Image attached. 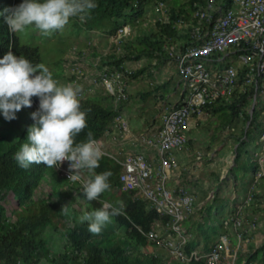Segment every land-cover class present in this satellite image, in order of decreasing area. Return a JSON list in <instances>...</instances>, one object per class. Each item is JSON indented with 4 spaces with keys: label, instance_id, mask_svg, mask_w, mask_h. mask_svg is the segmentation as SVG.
Returning a JSON list of instances; mask_svg holds the SVG:
<instances>
[{
    "label": "trees",
    "instance_id": "16d2710c",
    "mask_svg": "<svg viewBox=\"0 0 264 264\" xmlns=\"http://www.w3.org/2000/svg\"><path fill=\"white\" fill-rule=\"evenodd\" d=\"M22 2L23 0H0V12L5 8H14ZM160 2L165 3L169 12L166 18L157 20L154 30L147 33L145 30L141 31L140 35L131 36L132 38H128L121 45L113 44L114 52L111 54L94 52V56L100 57V70L107 67L110 74L119 71L126 83L129 79L137 80L144 74L145 69L129 72L126 69L127 62L148 57L156 60V66L160 67L166 61H172L167 52L170 46L178 41L190 40L189 32L177 28L176 21L194 20L197 25L203 24L207 27L206 22L201 24L193 19L194 11L207 8L209 3L229 9L233 0H174L170 6L167 4L169 0H94L97 5L95 9L84 19L70 18L66 26H70L77 40L80 36L91 37L95 34L104 38L115 37L124 26L139 27L145 20L149 7H156ZM17 33L11 32L4 17L0 16V59L11 51L18 58L23 56L34 65L41 63L40 48L24 43ZM55 33L58 34L59 31ZM78 49L81 47L78 46ZM61 62L62 60L57 63L59 69H63ZM229 64L218 63L217 67L222 69ZM61 73H52L53 79L58 78ZM244 78L243 71L239 85L243 84ZM164 87L165 84L157 85L146 96ZM108 100H111L110 95L106 97L93 94L79 100L81 110L87 113V127L75 138L77 143L86 141L89 132L96 141L103 139L111 130L115 119L122 114L120 106L130 100V95L129 100L119 107L110 106L107 104ZM182 104L183 99L176 107ZM38 107V98L32 97V107H24L25 112L22 108L16 113L15 120L0 126L5 128L9 125L17 134L15 141L0 135V264H207L205 259L192 258L187 262L176 259L169 249L157 246L148 238L157 222L166 226L172 222V218L161 215L150 202L138 197L136 191L126 190L120 181L122 168L111 157L102 155L99 167L95 169L96 174L111 172L112 175L108 179L110 189L94 201H88L83 195L84 179L75 183L67 181L68 177L57 168H47L43 164H33L28 169L20 168L13 157L26 142L28 128L34 124L32 113ZM200 115L216 118L219 132L235 128L240 121L243 123L240 135L231 134L235 138L236 149L234 167L229 171V177L238 185V193L231 202L220 195V190L215 192L214 198L198 211V219L191 217V220L188 218L181 224L186 226L185 234L189 237L183 251L189 258L194 252L208 254L217 245L221 235L229 234L232 249L230 254L234 264H252L264 253V247L248 253H243L242 250L243 241L247 239L248 223L256 224L253 222L254 218L250 217L262 208L264 202V195L257 189L252 190L260 171L252 146L260 145L264 131V90L261 86L257 88V85L249 88L246 93L240 94L237 90L231 98L201 109L194 118ZM199 124L198 122L197 125ZM192 145L193 141L190 139L188 148ZM85 171L89 179L92 178L87 170H82ZM246 176L250 177L248 186L244 183ZM227 180L223 182L226 184ZM258 184L264 190V178L258 181L256 188ZM220 187L222 186L218 188ZM240 193L245 198L243 202L248 197L253 199L244 211L246 218L240 232L246 234L242 241L237 239L234 219L231 221L230 230L224 226L226 219H232L235 202L241 197ZM105 201L117 207L122 205V214L111 217L101 234L93 235L87 230L88 222H81V217L99 209ZM65 205L68 207L67 213L61 211ZM232 209L231 214L227 215ZM249 212L250 216L247 215ZM149 246L168 251L171 262L166 261L164 252H146Z\"/></svg>",
    "mask_w": 264,
    "mask_h": 264
},
{
    "label": "built area",
    "instance_id": "2783aa9c",
    "mask_svg": "<svg viewBox=\"0 0 264 264\" xmlns=\"http://www.w3.org/2000/svg\"><path fill=\"white\" fill-rule=\"evenodd\" d=\"M155 8L164 13L163 19L166 18L169 9L165 3L160 2ZM193 19L201 24L206 22L208 26L197 25L194 20L176 21L177 28L189 32L190 40L178 41L167 49L185 87L183 104L162 116L161 126L157 131L141 135L138 138L140 147L132 154L126 155L123 149L116 152L104 150L103 140L97 142L102 155L111 157L121 166L120 181L124 188L136 191L138 197L150 202L161 215L172 218V222L166 226L156 223L155 229L148 234L151 241L159 247L169 249L172 256L184 262L195 258L205 259L207 264H234L230 254L232 249L229 234L221 235L217 245L208 254L194 252L189 258L184 253L183 246L187 242L184 237H189L182 230L181 224L194 214L196 197L183 188L174 190L168 183L171 173L180 169L175 153L188 149L189 124L201 109L231 98L237 90L240 94L246 93L254 85L257 88L261 86L264 90V0H233L229 9L209 3L207 8L195 10ZM133 30L128 25L119 29L117 35L111 37L112 43L121 45L133 35ZM71 51L75 56L71 65L74 84H77L82 79L80 60L84 51L78 49V46H74ZM223 62L230 64L222 69L218 68V63ZM212 64L216 65L215 68ZM243 71L244 82L239 85ZM89 83L92 87H104L116 107L129 100L127 83L119 71L110 74L107 67L98 69L97 74L90 77ZM88 92L91 90L88 89ZM88 92L81 91L78 99L86 98ZM111 129L116 133L114 139L125 140L129 126L123 114L115 119ZM108 134L109 132L106 135ZM261 142L264 143V131ZM149 149L155 151L153 156H150ZM57 169L68 177L67 161ZM260 170L252 190L264 178V160L261 161ZM250 204L251 197H248L243 204L235 207L232 219L224 222L225 228L230 230L231 221L235 220L237 239L240 241L245 239L246 233L257 228L252 223L245 234L240 232L245 220L244 211ZM160 230L164 231L163 235L159 234Z\"/></svg>",
    "mask_w": 264,
    "mask_h": 264
},
{
    "label": "clouds",
    "instance_id": "9594fccd",
    "mask_svg": "<svg viewBox=\"0 0 264 264\" xmlns=\"http://www.w3.org/2000/svg\"><path fill=\"white\" fill-rule=\"evenodd\" d=\"M94 0H23L14 8L0 12L13 33L34 26L42 34L60 31L70 18L84 19L96 8ZM82 89L73 84L59 85L49 68L43 63L33 64L23 56L19 58L9 51L0 59V114L6 121L16 119V113L24 107H32V97L39 100L38 110L32 113L34 124L28 128L26 142L15 153L14 160L22 169L43 164L58 168L68 162V179L81 181V171L87 170L92 178L82 185L83 195L94 201L110 189L111 172L95 173L102 153L92 133L86 141L76 142V137L87 127V113L81 110L78 99ZM103 140V139H102ZM67 213V205L62 206ZM122 214L121 207L110 202L81 217L88 222V232L99 235L111 217Z\"/></svg>",
    "mask_w": 264,
    "mask_h": 264
},
{
    "label": "rangeland",
    "instance_id": "374dc122",
    "mask_svg": "<svg viewBox=\"0 0 264 264\" xmlns=\"http://www.w3.org/2000/svg\"><path fill=\"white\" fill-rule=\"evenodd\" d=\"M170 2L167 3L169 6L173 4L174 0H169ZM184 0H181L183 2ZM164 17L163 12H158L155 8V6L149 7L147 10V14L145 17V20L141 23L140 31L138 27V33H141V31L145 30V33L149 32L150 30L155 29V24L157 20ZM18 36L22 39V41L26 44H29L31 46H37L41 50L42 54V62L46 67L49 68V71L51 73L59 72L61 75L56 78L55 80L58 82L59 85H68L73 84L74 86H80V84H85L87 80L85 77L88 76L87 68H85L84 65L81 64L82 67V79H80V82L77 84H74V73L72 71V65L71 63L75 60L74 52L72 53L71 49L73 46H79L85 49L81 56L80 63H83L84 58L89 52V55L85 58L91 59L92 51L97 52V47L92 48L93 43H98L101 45V49H105V51H108L110 53L114 52V48L112 47L111 43L108 41L107 38L102 37L99 34H95L91 37H89V40L87 39H80L75 38L74 33L72 32V29L70 26H65L63 30H60L58 34L55 32L44 35L42 34L38 29H36L34 26L26 28L22 32L17 33ZM133 37V36H132ZM131 37V38H132ZM91 40V41H90ZM74 41V42H73ZM90 43V44H87ZM82 44V45H81ZM103 44H105L106 48H104ZM86 45L85 48L83 46ZM67 52V54H65ZM83 58V59H82ZM61 66L63 69H59L57 67V63L61 61ZM144 60L142 67H144L145 71L150 72L153 69L152 65L155 63V60L152 58H143L141 61ZM139 61H130L127 62L129 68L128 70L130 72H134L137 70V68H134L133 65L137 64ZM131 68V69H130ZM161 74L159 75L164 80H169L175 84L177 81L174 80L173 77L169 78V76L166 74L164 70H161ZM153 77L158 76L156 74L155 70H152ZM153 77H148V75H142L137 80L130 79L131 85L129 86V92H130V100L124 104H122L120 107L122 110H125L129 113L130 118H128L129 122L134 123L139 128H144L146 124L152 123L153 119L152 117H155V108L157 106L156 102H159V105L163 103H168L169 110H165L164 114L169 113L177 103L176 96H172L171 99H162L160 93L159 94H152L147 95L143 99V95H146V93L151 92L154 88L155 81ZM90 76H88V79ZM129 81V80H128ZM127 81V82H128ZM170 82V81H169ZM79 84V85H78ZM98 88V87H97ZM105 93L104 96L108 97V94L106 93V90L104 87H101L100 89ZM107 104L113 105L111 100L107 101ZM175 108V107H174ZM26 109L23 108V112H25ZM131 119V120H130ZM160 119V118H159ZM22 120H25L23 118ZM8 121H6L2 114H0V126L6 125ZM19 123H21V120H18ZM23 122V121H22ZM160 122L161 119H160ZM198 122L200 123L199 125ZM161 126V125H160ZM159 126V127H160ZM243 127L242 121H240L235 128H231L229 130H226L224 132H219L217 130V122L216 118L209 117L208 115H200L197 118H194L190 121L188 132L190 134V137L192 138L193 145L191 147V154L188 153V159L184 160V162H180L181 169H180V182L181 186L184 187L186 190H191L190 193H194V196L196 197V209L193 215L189 217L191 220V217L193 219H198L200 215L198 214V211L209 201H211L214 198L215 192L219 191L220 195L225 197L226 199H231L232 197L228 194L223 195V188L226 189L227 193L234 192L237 193L238 190H236V187H238L237 184L233 182V180L229 177V171L234 167V159H235V138L231 136V134L240 135L241 130ZM151 126L149 127V129ZM154 132V131H153ZM152 132V133H153ZM0 135L7 137L10 139V141H15L17 138V134L11 130L10 126L8 125L5 128H0ZM119 143H123V140L118 141L117 139H112L111 144L107 147L103 143V149L104 150H110L112 147H119ZM253 150H255V157L259 163V168L261 167V161L264 160V143H260L258 147L255 145L252 146ZM118 148L114 149L117 150ZM193 150V151H192ZM199 153V154H198ZM201 157L200 160L197 158ZM261 171V170H260ZM81 176L84 179V181H87L89 177L85 172L81 171ZM222 178L224 179H231L232 183H226L223 187L217 188L219 186V182H221ZM261 182V181H260ZM199 183V184H198ZM244 183L248 184L250 183V177L246 176ZM264 186V184H263ZM199 187V189H197ZM258 191L260 189V194L264 193V190L262 186L258 184V187L254 188V190ZM234 195V194H233ZM241 197H239L238 201H244L245 198L242 197L241 193L239 194ZM248 199V198H247ZM252 197H251V203H252ZM234 200H231L233 202ZM264 201V196H263ZM229 212L227 215H230ZM246 218V217H245ZM250 218H254L253 222L257 224V226L260 224L259 227H261V230L264 228V202L262 205V208H259V210H256L255 213L252 214ZM256 220V221H255ZM161 229V228H160ZM248 229V226H247ZM166 230V229H165ZM183 231L186 230V226L182 228ZM159 234H164V231H158ZM255 232L254 230L252 233ZM121 235H124V232L120 233ZM262 236V233H260ZM264 235V233H263ZM188 237V235H186ZM186 241H188L187 238L184 237ZM235 239V238H234ZM264 239V237H263ZM176 240H180L177 239ZM235 241H237L235 239ZM260 242V241H259ZM257 246V247H256ZM264 247V240L258 243L253 244V246L249 247L250 251H256L257 249ZM248 248V249H249ZM146 252L149 253H161L164 252V255L166 256V261L171 262V259L169 258V253L165 249H157L155 246H149L146 250ZM248 253V252H245ZM252 264H264V253L262 252L259 258L257 260L253 261Z\"/></svg>",
    "mask_w": 264,
    "mask_h": 264
},
{
    "label": "crops",
    "instance_id": "0c3cea01",
    "mask_svg": "<svg viewBox=\"0 0 264 264\" xmlns=\"http://www.w3.org/2000/svg\"><path fill=\"white\" fill-rule=\"evenodd\" d=\"M142 23V22H141ZM141 26V25H140ZM133 37H136L137 35H140V33H138V27H135L133 28ZM139 31H140V27H139ZM144 31V30H143ZM142 33V32H141ZM80 39H87L89 40V37L87 36H80L79 37ZM112 38H107V42L108 41L111 43ZM91 41V40H90ZM87 44H90V43H87ZM112 47L114 48L113 46V43H111ZM104 48H106L105 44H103ZM86 45L83 46V48H85ZM93 47H97V52L98 53H101L103 55H107L109 52L108 51H105V49H101V45L100 44H96V43H93L92 44V48ZM82 48V46H81ZM85 49H81V51H84ZM92 51V55H91V59H86L85 58L89 55V52L88 54L86 55V57L84 58L83 60V63L82 65L85 66V68H87V71H88V76H93L95 74H97V71L99 69V65L100 64V57L98 56H94V50H90ZM111 54V53H110ZM83 59V58H82ZM81 61V60H80ZM144 60H140L139 62H137V64H134L133 67L134 68H137V70H140L144 67H142V64H143ZM129 63V62H128ZM155 64V65H154ZM152 65L153 66V69L152 70H155L156 71V74H158V76L156 77H153V72L152 70L150 72H147L145 71L143 75H148V77H153L154 78V81H155V85H154V88L157 86V85H162V84H165V87L157 92H155L154 94H159L160 93V96H161V100L162 99H171L172 96H176L175 98H177V103L175 104L174 107H176L179 102L182 100L183 98V94H184V91H185V87H184V84H183V81L181 79V77L179 76L178 74V71H177V67H176V64L171 61V60H168L165 62V64H163L162 66L160 67H157L156 66V60H155V63H153ZM212 66L215 68V64H212ZM129 66L128 64L126 63V69L128 70ZM131 69V68H130ZM135 70V71H137ZM161 70H164L166 72V74L169 76V78L173 77L175 81H177L175 84L171 81V79L169 80H164L162 79L159 75L161 74ZM129 71V70H128ZM134 71V72H135ZM130 72V71H129ZM88 76H87V82L85 84H80V88L82 89V91H86L88 92V89L91 90V92H88L87 94L89 95H92L93 96H97V95H100V96H104L105 93L103 92L102 94V91L101 90H98L100 88H97V87H92L89 83V79H88ZM141 79V78H140ZM128 81V80H127ZM170 81V82H169ZM131 82L130 79L129 81L127 82V86H128V91H129V86L131 85ZM79 85V84H78ZM130 94V92H129ZM131 97V96H130ZM143 99L146 97V95H143L142 96ZM112 102V101H111ZM157 103V106L155 108V117H152L153 121L152 123H149V124H146L144 128H139L137 125H135L134 123H130L128 118H130V115L129 113L125 110H122V108L120 107V110H121V113L124 115V119L125 121L127 122L128 126H129V129H128V134L126 135L127 137L125 138V140H123V143H119V147H112V149L108 150V151H118L120 149H123L125 151V154L127 155L128 153H133V152H136L138 150V147H140L139 143H138V138L143 135V134H149V133H152L153 131H157V129L159 128V126L161 125V122H160V119L162 120V116L164 115V112L165 110H169L170 108H168V103H163L161 104V106L159 105V102H156ZM113 104V102H112ZM111 106V105H110ZM113 107H115V105H112ZM173 106L171 108H174ZM160 118V119H159ZM131 120V119H130ZM193 120V119H192ZM151 126V128L149 129V127ZM116 136V133L111 129L109 131V134L106 135L104 138H103V143L104 145L106 146V149L107 147L111 144V140L113 138H115ZM189 137H190V134H189ZM190 139H192L190 137ZM118 141H121V140H118ZM118 148L117 150H114ZM191 148H188L187 150H184V151H179V152H176L175 153V156L177 158V161L179 162V165H180V162H184V160L188 159V153L191 154ZM193 151V150H192ZM155 153V151L153 149H149V154L150 156H153ZM198 159V158H197ZM189 160V159H188ZM199 160V159H198ZM180 169H181V165H180ZM180 169L177 170V171H174L171 173V176H170V179H169V183H168V186L172 189H177V188H183L185 189L184 187L181 186V183L180 182ZM227 179H224L222 178L221 182H219V186L221 185L222 187L225 185V183L223 181H225ZM231 182V179L228 181L227 180V183H230ZM199 184V183H198ZM232 183H230L229 185H231ZM218 186V187H219ZM217 187V188H218ZM199 189V187L197 188ZM224 192L223 194H228V197L231 196L232 198L230 199L231 200H234L236 199V193H227L226 189L223 188ZM260 189H258L259 191ZM189 193L191 190H187ZM192 192V191H191ZM260 192V191H259ZM194 194V193H193ZM234 194V195H233ZM264 195V193H262ZM236 206L240 205V204H243L244 202L243 201H237L235 202ZM232 210L228 211L226 214H228L229 212H232ZM252 212V211H251ZM248 216H250V212L247 213ZM248 226H249V223H248ZM260 224L257 226V228L254 230L255 232L252 233V231L247 234V239L246 241L243 242V246H242V250H243V253L245 252H249L250 251V248L251 246H253V244H258L261 242L262 244V241L264 240L263 237V233H264V228L261 230V227H259ZM262 233V236L261 234ZM237 240V239H236ZM235 241V240H234ZM260 241V242H259ZM257 247V246H256ZM249 248V249H248ZM237 251V249H236Z\"/></svg>",
    "mask_w": 264,
    "mask_h": 264
},
{
    "label": "water",
    "instance_id": "95a60500",
    "mask_svg": "<svg viewBox=\"0 0 264 264\" xmlns=\"http://www.w3.org/2000/svg\"><path fill=\"white\" fill-rule=\"evenodd\" d=\"M235 149H236V147H235Z\"/></svg>",
    "mask_w": 264,
    "mask_h": 264
}]
</instances>
